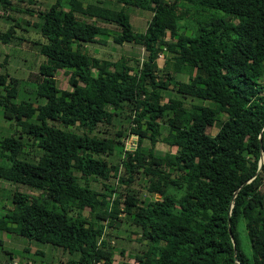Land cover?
Listing matches in <instances>:
<instances>
[{"label":"trees","instance_id":"obj_1","mask_svg":"<svg viewBox=\"0 0 264 264\" xmlns=\"http://www.w3.org/2000/svg\"><path fill=\"white\" fill-rule=\"evenodd\" d=\"M117 1L118 8L100 0H53L38 10L41 19L32 23L44 37L38 50L45 60L30 91L42 101H16L18 77L0 71L3 115L19 125L17 136H0V178L38 190L14 189L0 227L10 222L28 239L76 252L63 264H111L112 247L102 233L124 211L140 226L146 248L118 264H264V0ZM129 5L150 11L141 31L132 30ZM75 12L117 23L112 39L139 43L146 50L141 65L132 70L123 55H88L83 42H99L106 29ZM12 31L10 24L0 40L8 41ZM164 49L173 66L188 73L172 81L175 90L199 102L162 100L170 76L157 77L156 57ZM60 67L81 77L80 90L56 85ZM124 107L136 135L132 148L115 141L125 175L98 155L112 149V138L51 122L92 130ZM159 118L173 151L153 150ZM217 119L210 134L206 129ZM23 133L40 149L36 159L19 156L27 152ZM144 137L151 143L145 150ZM137 172L147 176L152 193L145 203L130 188L108 203L88 183L115 176L128 184Z\"/></svg>","mask_w":264,"mask_h":264},{"label":"rangeland","instance_id":"obj_2","mask_svg":"<svg viewBox=\"0 0 264 264\" xmlns=\"http://www.w3.org/2000/svg\"><path fill=\"white\" fill-rule=\"evenodd\" d=\"M90 1V0H84ZM92 1V0H91ZM101 3L108 7L118 8L120 1L117 0H100ZM170 1V0H167ZM0 1V14L8 13L10 16L19 17L15 24V19H7L0 15V32L4 31L11 24L13 27L12 36L6 42L0 40V71H7L9 75L18 77L17 94L15 100L24 99L31 100L32 102L42 101L40 97H35L31 88H33L34 80L33 74L36 72V66L38 63L43 62L45 57L38 50V44L44 41V37L40 33L39 27L32 24L33 21L41 19L38 15V10H43L53 0H11L10 5L5 8ZM129 16V21L133 31H141L146 25V21L150 15V11L135 6L125 7ZM192 8H189L191 11ZM75 15L79 19L86 21H92L106 29V33L103 34L99 42H83L86 52L90 56H96L101 58L116 59L120 55L127 58L128 63L132 67V70L137 69L141 65L142 60L145 58L146 50L136 42L123 41L120 43L115 42L112 39V35L118 30V24L113 21H105L103 19L89 16L80 12H75ZM187 16V15H186ZM8 21H6L5 19ZM22 18V20L20 19ZM27 18L29 23L24 22L23 19ZM181 29L178 28V31ZM188 31V29H186ZM167 49L160 51L156 57L157 77H166L169 79V84L165 88L160 89V95L162 100L168 97H178L182 101L189 105L190 103L199 102L200 100L191 95H184L175 90V86L172 84L173 80H186L187 72L179 71L173 66V60L170 58ZM6 56L7 60L4 61ZM169 76L167 75V72ZM91 73H95V69L90 68ZM56 85L59 88H66L72 90H80L82 87V79L78 74H71L68 69L64 67L57 68L54 71ZM168 76V77H167ZM207 102V101H204ZM224 116L223 112L221 114ZM217 119L215 124L207 127V131L211 134L216 130L218 124ZM55 125L61 128H68L77 132H86L88 134L95 133L99 136L112 138L121 141L124 147H133L135 145L136 135L129 132V124H131L130 114L127 107L121 108L120 114H115L110 122H101L93 126L92 130L85 129L80 125H62L57 121H51ZM159 130L156 135V141L153 145V150L156 152H163L167 149L174 150V146L168 147L163 136L167 133V125L162 118L158 119ZM119 130V131H117ZM19 133V125L15 123L12 118H7L3 115L0 105V136L4 134H13L17 136ZM20 139L26 143L25 147L27 152H20L19 156L27 159H36L40 153V149L30 137H27L24 133ZM121 142H115L110 151L99 152L98 155L104 158L111 164L119 166V171L122 175H125L123 166L120 164L121 157ZM150 140L147 137L143 138L142 149H146L150 146ZM83 182V179H79ZM88 183L92 188L99 192H104L106 197L111 200L116 192H119L120 199L123 198L125 191L133 189L135 196L140 202L151 198L152 193L146 189L147 176H144L141 172L134 174L133 180L125 184L110 176L108 179H88ZM106 185V186H105ZM109 186H112L114 190L111 193ZM130 188V189H129ZM14 189L24 190L28 193H38V190H33L27 186L19 183H11L5 179L0 178V217L11 206L10 194ZM158 196L157 193L154 194ZM118 207L121 206V202H118ZM96 211L107 213V207L93 208ZM88 216L89 212L85 211ZM102 237L112 247L111 264H118L124 261H133L134 255L141 253L146 248V241L141 235L140 226L132 221L131 214L120 211L117 217L114 219L112 225H105L102 233ZM244 243V242H243ZM245 244V243H244ZM243 244V245H244ZM10 252V256L8 255ZM69 257H76V252L70 253L65 249H61L60 246H52L48 242H41L34 239H28L25 236L17 233L15 225L10 222H5L4 227H0V260H15L19 264H45L48 262L63 264ZM4 258V259H2Z\"/></svg>","mask_w":264,"mask_h":264},{"label":"crops","instance_id":"obj_3","mask_svg":"<svg viewBox=\"0 0 264 264\" xmlns=\"http://www.w3.org/2000/svg\"><path fill=\"white\" fill-rule=\"evenodd\" d=\"M0 1H2L1 3H2V5L5 7V8H7L9 5H10V3H11V0H0ZM0 15H2L3 17H5V18H7V19H9V18H11V19H15L13 16H10L8 13H1ZM4 18V19H5ZM19 17H16V19H18ZM15 19V20H16ZM21 20H22V18H20ZM6 20V19H5ZM24 20V22L26 21L27 23H29V20L27 19V18H25V19H23ZM7 21V20H6ZM8 22V21H7ZM16 22L18 23V21L16 20L15 21V24H16ZM33 24V23H32ZM1 42H3V41H1ZM4 43V42H3ZM5 60H7V58H6V56L4 57V61ZM0 65H1V63H0Z\"/></svg>","mask_w":264,"mask_h":264},{"label":"built area","instance_id":"obj_4","mask_svg":"<svg viewBox=\"0 0 264 264\" xmlns=\"http://www.w3.org/2000/svg\"><path fill=\"white\" fill-rule=\"evenodd\" d=\"M0 264H19L15 260H9L8 262H5L4 260H0Z\"/></svg>","mask_w":264,"mask_h":264},{"label":"water","instance_id":"obj_5","mask_svg":"<svg viewBox=\"0 0 264 264\" xmlns=\"http://www.w3.org/2000/svg\"><path fill=\"white\" fill-rule=\"evenodd\" d=\"M262 161H263V157H262V154H261L260 157H259V159H258L257 170L260 168V165H261ZM257 170H256V171H257ZM227 221H228V219H227ZM228 231H229V229H228Z\"/></svg>","mask_w":264,"mask_h":264}]
</instances>
